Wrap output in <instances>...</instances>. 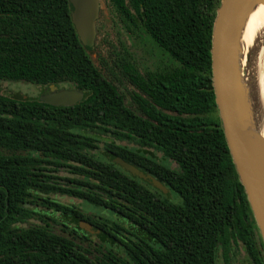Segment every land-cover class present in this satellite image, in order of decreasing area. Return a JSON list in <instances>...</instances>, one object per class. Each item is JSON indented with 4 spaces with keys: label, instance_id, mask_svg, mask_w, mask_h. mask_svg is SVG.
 <instances>
[{
    "label": "trees",
    "instance_id": "trees-1",
    "mask_svg": "<svg viewBox=\"0 0 264 264\" xmlns=\"http://www.w3.org/2000/svg\"><path fill=\"white\" fill-rule=\"evenodd\" d=\"M105 1L114 24L143 33L173 61L141 72L121 59L138 90L134 106L112 79L114 25L105 13L89 51L68 0H0V81L67 84L85 94L74 107L0 94V264H233L241 246L258 258L256 234L262 237L213 89L211 39L221 0ZM50 195L104 208L117 220ZM82 223L101 232L98 245L86 247L93 234Z\"/></svg>",
    "mask_w": 264,
    "mask_h": 264
},
{
    "label": "water",
    "instance_id": "water-1",
    "mask_svg": "<svg viewBox=\"0 0 264 264\" xmlns=\"http://www.w3.org/2000/svg\"><path fill=\"white\" fill-rule=\"evenodd\" d=\"M68 2L81 43L87 50H94L98 40L97 24L106 9L105 0ZM260 5H264V0H221L213 23L211 61L213 89L222 129L264 243V136L254 117L242 69V33L248 18ZM251 53L247 54L248 68L254 67ZM83 98L84 94L80 91L65 90L42 100L54 106L71 107ZM116 163L133 177L164 194L168 193L164 184L152 175L122 159H117ZM80 227L94 235L101 233L89 223H82Z\"/></svg>",
    "mask_w": 264,
    "mask_h": 264
},
{
    "label": "rangeland",
    "instance_id": "rangeland-1",
    "mask_svg": "<svg viewBox=\"0 0 264 264\" xmlns=\"http://www.w3.org/2000/svg\"><path fill=\"white\" fill-rule=\"evenodd\" d=\"M106 2V1H105ZM105 16L108 18V25L113 26L108 32H109V39L113 43V58L110 61L111 63V69L114 71V75L112 76V79L114 80L115 84L118 85L120 90L126 95V102L130 106H134L132 103V94L134 92L138 93V90L133 87L128 79V75L123 72V68H121V59L125 58V60H129L134 65L138 67V69L143 72L144 70H157V69H163L167 66H171L172 60L170 57L162 52L158 47L154 45V43L147 38L143 33L137 32L138 35H132L131 33L127 32L126 28L123 25L120 24H114L112 22L113 19V10L111 7H109L108 3L106 2V9H105ZM253 32L252 35V42L254 43L258 41V43H255L256 48L252 49L251 53V62L254 66V63L257 61V55L259 50L258 48L259 44L261 43V36L257 35ZM255 39V40H254ZM260 42V43H259ZM253 43V44H254ZM264 48V46H262ZM126 51L129 52V55H127ZM116 54L118 56L117 63L114 62L116 59ZM0 94L1 95H7V96H19L27 97V98H33L37 99L41 91L40 89H37L33 87L30 84H18L14 85L9 82H0ZM158 158H162V154L157 155ZM163 163L167 166H169V161L163 160ZM173 168L176 167V164L171 165ZM60 176H65V173H60ZM171 193V192H170ZM49 197L55 199L56 201L70 206H76L80 208L81 210L91 213L95 216H102L111 220H117V217L110 211L96 207L94 205H91L87 202L80 201L78 199L70 198L68 196H60V195H50ZM170 198L177 201L178 195L175 193L170 194ZM32 223H38V221L32 220ZM55 231L59 234H63L61 227L55 226ZM101 242L98 235H91L90 243H87L86 247H89V245L94 246L95 244L98 245ZM241 254V251H240ZM241 257V255L239 256Z\"/></svg>",
    "mask_w": 264,
    "mask_h": 264
},
{
    "label": "bare ground",
    "instance_id": "bare-ground-1",
    "mask_svg": "<svg viewBox=\"0 0 264 264\" xmlns=\"http://www.w3.org/2000/svg\"><path fill=\"white\" fill-rule=\"evenodd\" d=\"M253 32L261 36V43L258 48L261 49L257 55V61L254 63L253 68L247 67V54L255 49L256 41L252 42L251 38ZM255 40V39H254ZM258 40V38H257ZM254 43V44H253ZM242 45L244 49V57L242 60V69L244 71V83L248 90V97L255 112V120L259 127L260 132L264 136V5H260L252 13L246 22V26L242 33ZM254 52V51H253Z\"/></svg>",
    "mask_w": 264,
    "mask_h": 264
},
{
    "label": "flooded vegetation",
    "instance_id": "flooded-vegetation-1",
    "mask_svg": "<svg viewBox=\"0 0 264 264\" xmlns=\"http://www.w3.org/2000/svg\"><path fill=\"white\" fill-rule=\"evenodd\" d=\"M0 82H5V81H0ZM9 83H12L14 85L23 84V82L22 83L9 82ZM24 84H28V83H24ZM32 86L37 88V89H40V91H41V94L37 99L27 98V97L20 98L19 96H8V97L16 98L19 100H29V99L40 100L43 103L48 104V103L44 102L42 100V98L57 95L60 92L65 91V90H77V89L73 88L71 85H67V84L58 85V86H56V85H51V86H35V85H32ZM77 91H80V90H77ZM80 92H82V91H80ZM4 96H7V95H4ZM84 98H85V94H84ZM84 98L81 101H83ZM81 101H79L77 104H79ZM48 105H51V104H48ZM51 106H54V105H51ZM74 106H71V107H74ZM256 239H257V246L259 248V252H258L259 257L256 259L251 258L250 255L245 250V248L243 246H241L240 247L241 257H238L239 261L237 263H233V264H264V243H263V241H261L262 238L260 240L258 234H256Z\"/></svg>",
    "mask_w": 264,
    "mask_h": 264
}]
</instances>
